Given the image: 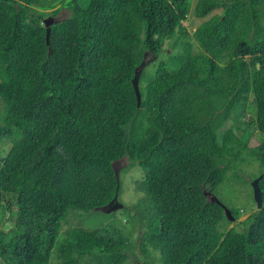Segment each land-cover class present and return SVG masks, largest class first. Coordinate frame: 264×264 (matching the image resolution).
Wrapping results in <instances>:
<instances>
[{"label":"trees","instance_id":"16d2710c","mask_svg":"<svg viewBox=\"0 0 264 264\" xmlns=\"http://www.w3.org/2000/svg\"><path fill=\"white\" fill-rule=\"evenodd\" d=\"M55 2L70 15L47 38ZM216 9L192 35L183 25ZM165 41L137 105L135 70ZM3 139L0 264H125L118 225L62 227L109 207L124 157L144 173L145 197L123 207L141 264H264V0H0ZM248 158L262 207L239 221L216 190Z\"/></svg>","mask_w":264,"mask_h":264},{"label":"rangeland","instance_id":"374dc122","mask_svg":"<svg viewBox=\"0 0 264 264\" xmlns=\"http://www.w3.org/2000/svg\"><path fill=\"white\" fill-rule=\"evenodd\" d=\"M88 0H79V3L85 7ZM58 2H55V4ZM197 0H191L192 9L196 5ZM59 9L56 14H53L52 11L54 9ZM46 15L44 19L48 17H52L54 19L53 22H58L70 15V10L68 8H60V4H56L53 8L43 9L42 10ZM220 9H216L211 11L208 15L203 18L194 17L193 11L191 10L188 15V20L183 22V25L188 27L189 33L192 35L194 29L201 24L204 20L210 17L215 13H220ZM171 52L169 50V42H164L163 51L157 55L153 53H146V57L144 60L143 69L144 72L142 74V83L145 84L148 81V78L154 74L155 65L160 61L165 59V52ZM231 125V121H227L224 125V128H227ZM240 130L239 132H242ZM258 134H254L253 131L250 136V144L252 146H256L259 141L257 139ZM9 142L2 140L0 146H3V154L7 151L9 147ZM128 158L124 157L118 161L114 162V168L119 175L120 182V194L117 196V204L116 209H112V207H101L98 209H94L89 212H75L72 213L71 216L67 218L66 223L64 222L62 227L68 228L71 226L82 225L88 229H94L102 226L103 224L114 223L118 225L122 234L124 236L129 235V240L133 243V247L129 249L127 260L125 264H141L143 262V255L139 252L138 247H135V244L138 243L139 239V226L136 225V228L131 230V224L133 223L127 217L129 212L125 210V206L130 207L133 204L140 205L142 199L145 197L144 194L137 189L136 182L141 180L144 176L142 169L138 165H134L132 167H128ZM237 165L240 166V180L239 182L233 178L234 171H228L227 177L224 182L217 188L216 196L229 207H233L241 211V216L239 217V221L246 218L249 214L257 209L256 203L253 198V189L251 186V182L253 180L250 179L253 174L258 172L259 164L256 160H252L248 158V161L239 162ZM135 212L133 211L132 214ZM8 213L0 212V226L2 225V219L7 217ZM237 220V221H238ZM237 221L229 224V227L237 225ZM240 227L239 225H237ZM54 263V262H53ZM55 264V263H54Z\"/></svg>","mask_w":264,"mask_h":264},{"label":"water","instance_id":"95a60500","mask_svg":"<svg viewBox=\"0 0 264 264\" xmlns=\"http://www.w3.org/2000/svg\"><path fill=\"white\" fill-rule=\"evenodd\" d=\"M44 22V25L46 26V37L48 38V34H49V31H50V25L53 23L54 19L52 17H48L46 19L43 20ZM143 65L144 63H142L136 70H135V73H134V77L132 79V85H133V89H134V92H135V95H136V98H137V105L140 104V101H141V94H140V90H139V85H138V81H139V76H140V73L142 72V68H143ZM116 178L118 180V174L116 172ZM258 182H259V178H256L254 179L252 182H251V186H252V189H253V198H254V201L256 203V206L258 209H260L262 207V193H261V190L258 186ZM117 201V195L115 194V196L113 197V199L108 203L107 206L109 207H112V209H116V205H120V204H117L116 203ZM225 213L227 215V217L232 220V217L230 215V211L225 208Z\"/></svg>","mask_w":264,"mask_h":264}]
</instances>
